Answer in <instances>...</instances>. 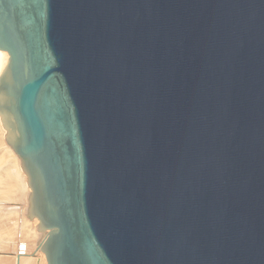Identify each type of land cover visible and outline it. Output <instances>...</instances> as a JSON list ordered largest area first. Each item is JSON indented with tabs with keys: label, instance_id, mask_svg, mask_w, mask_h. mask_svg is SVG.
<instances>
[{
	"label": "water",
	"instance_id": "1",
	"mask_svg": "<svg viewBox=\"0 0 264 264\" xmlns=\"http://www.w3.org/2000/svg\"><path fill=\"white\" fill-rule=\"evenodd\" d=\"M0 51L47 264H264V0H0Z\"/></svg>",
	"mask_w": 264,
	"mask_h": 264
},
{
	"label": "bare ground",
	"instance_id": "2",
	"mask_svg": "<svg viewBox=\"0 0 264 264\" xmlns=\"http://www.w3.org/2000/svg\"><path fill=\"white\" fill-rule=\"evenodd\" d=\"M8 59L7 53L0 51V75ZM6 133L0 120V264H47L41 251L45 233L38 230L37 220L28 216L27 177Z\"/></svg>",
	"mask_w": 264,
	"mask_h": 264
}]
</instances>
